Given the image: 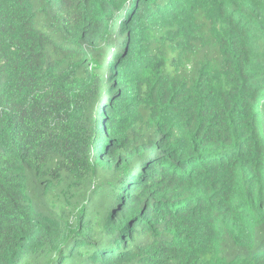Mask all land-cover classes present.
<instances>
[{
	"label": "trees",
	"instance_id": "trees-1",
	"mask_svg": "<svg viewBox=\"0 0 264 264\" xmlns=\"http://www.w3.org/2000/svg\"><path fill=\"white\" fill-rule=\"evenodd\" d=\"M0 264H264V0H0Z\"/></svg>",
	"mask_w": 264,
	"mask_h": 264
}]
</instances>
